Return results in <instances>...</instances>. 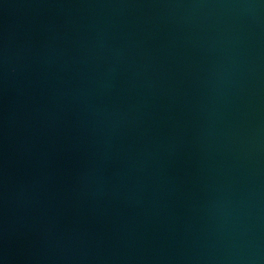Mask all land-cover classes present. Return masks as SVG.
I'll return each instance as SVG.
<instances>
[{
	"label": "water",
	"instance_id": "1",
	"mask_svg": "<svg viewBox=\"0 0 264 264\" xmlns=\"http://www.w3.org/2000/svg\"><path fill=\"white\" fill-rule=\"evenodd\" d=\"M0 264H264V0H0Z\"/></svg>",
	"mask_w": 264,
	"mask_h": 264
}]
</instances>
